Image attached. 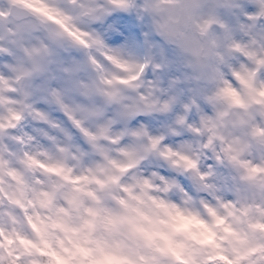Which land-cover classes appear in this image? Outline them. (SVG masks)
<instances>
[{"label":"clouds","instance_id":"9594fccd","mask_svg":"<svg viewBox=\"0 0 264 264\" xmlns=\"http://www.w3.org/2000/svg\"><path fill=\"white\" fill-rule=\"evenodd\" d=\"M0 264H264V0H0Z\"/></svg>","mask_w":264,"mask_h":264}]
</instances>
